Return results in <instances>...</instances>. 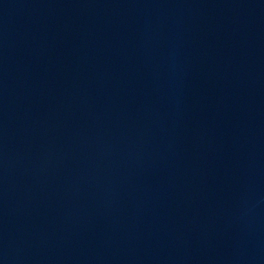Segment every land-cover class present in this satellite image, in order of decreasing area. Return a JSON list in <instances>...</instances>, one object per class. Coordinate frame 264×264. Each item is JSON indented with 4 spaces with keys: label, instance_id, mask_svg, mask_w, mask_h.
Returning a JSON list of instances; mask_svg holds the SVG:
<instances>
[{
    "label": "water",
    "instance_id": "obj_1",
    "mask_svg": "<svg viewBox=\"0 0 264 264\" xmlns=\"http://www.w3.org/2000/svg\"><path fill=\"white\" fill-rule=\"evenodd\" d=\"M0 264H264V0H0Z\"/></svg>",
    "mask_w": 264,
    "mask_h": 264
}]
</instances>
